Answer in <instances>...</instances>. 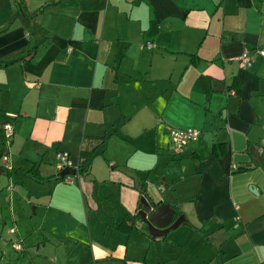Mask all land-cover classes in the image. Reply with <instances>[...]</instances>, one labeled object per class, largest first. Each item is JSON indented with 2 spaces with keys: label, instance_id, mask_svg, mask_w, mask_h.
I'll return each mask as SVG.
<instances>
[{
  "label": "crops",
  "instance_id": "0c3cea01",
  "mask_svg": "<svg viewBox=\"0 0 264 264\" xmlns=\"http://www.w3.org/2000/svg\"><path fill=\"white\" fill-rule=\"evenodd\" d=\"M23 1L45 41L0 68V264H264V59L238 60L264 47V0ZM16 10L0 0V60L31 44ZM167 126L201 135L175 156ZM60 151L88 172L25 174L57 176ZM143 197L185 221L122 231Z\"/></svg>",
  "mask_w": 264,
  "mask_h": 264
},
{
  "label": "trees",
  "instance_id": "16d2710c",
  "mask_svg": "<svg viewBox=\"0 0 264 264\" xmlns=\"http://www.w3.org/2000/svg\"><path fill=\"white\" fill-rule=\"evenodd\" d=\"M16 3H17V10L11 16L7 28L10 27L14 23V21L16 20L18 16L26 15L25 17L26 26L29 30V38L31 40V44L27 50L22 51L18 56L12 57L8 60H0V68H6L16 62L32 60L39 45L45 41V33L41 31L40 27H38L35 21L36 17L41 11H36L34 13L28 14L26 4L23 0H16ZM8 146L9 145L5 137V132L3 128L0 127V159H2L4 155L8 154ZM223 153L224 152L223 150H220V147H217L214 149L215 156L220 157L221 155H223ZM5 170L9 176L15 173L14 169H11V170L5 169ZM88 170H89L88 167L80 168L79 169L80 176H83L84 174H86ZM25 174L33 178L35 181L39 183H44V184L49 183L53 180L60 182L66 178V176L61 177L60 174H58L57 176L43 177L40 175L37 165L30 168L28 171H26ZM138 219H139V215L128 214L121 223V230L126 233L132 232L134 228L137 227Z\"/></svg>",
  "mask_w": 264,
  "mask_h": 264
},
{
  "label": "built area",
  "instance_id": "2783aa9c",
  "mask_svg": "<svg viewBox=\"0 0 264 264\" xmlns=\"http://www.w3.org/2000/svg\"><path fill=\"white\" fill-rule=\"evenodd\" d=\"M152 45L148 44L150 48ZM259 56L264 59V47L256 48L254 50L245 49L243 53L238 58L241 65L245 68H250L255 63V57ZM12 120L7 121L3 124V130L5 132V137L7 139V143L11 140L13 133H14V120L17 118V115L11 114ZM167 132L169 134V141H170V151L173 155L179 156L182 155L186 149V147L197 141L201 135V130L195 127L189 128H177L173 126H167ZM4 161L8 160L7 155H4L2 158ZM57 168L58 173L66 168L74 171V174L78 177L79 175V167L76 166L73 161L71 160V156L66 151H60L57 154ZM11 233H15V229L10 230ZM14 247L17 251L23 250V244L20 240H14Z\"/></svg>",
  "mask_w": 264,
  "mask_h": 264
},
{
  "label": "water",
  "instance_id": "95a60500",
  "mask_svg": "<svg viewBox=\"0 0 264 264\" xmlns=\"http://www.w3.org/2000/svg\"><path fill=\"white\" fill-rule=\"evenodd\" d=\"M73 174L74 171L66 168L60 172L61 177ZM138 215L147 227V232L153 237L165 236L170 230L177 228L184 221L183 216L173 220V210L168 205H160L141 198L140 211Z\"/></svg>",
  "mask_w": 264,
  "mask_h": 264
},
{
  "label": "rangeland",
  "instance_id": "374dc122",
  "mask_svg": "<svg viewBox=\"0 0 264 264\" xmlns=\"http://www.w3.org/2000/svg\"><path fill=\"white\" fill-rule=\"evenodd\" d=\"M31 212H33V208L31 209ZM44 239H46V237H44Z\"/></svg>",
  "mask_w": 264,
  "mask_h": 264
}]
</instances>
